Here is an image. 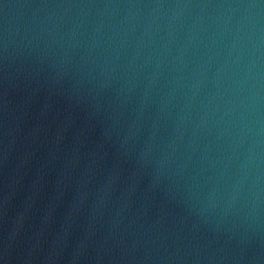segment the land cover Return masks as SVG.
Masks as SVG:
<instances>
[{
    "label": "water",
    "instance_id": "water-1",
    "mask_svg": "<svg viewBox=\"0 0 264 264\" xmlns=\"http://www.w3.org/2000/svg\"><path fill=\"white\" fill-rule=\"evenodd\" d=\"M0 264H264V0H0Z\"/></svg>",
    "mask_w": 264,
    "mask_h": 264
}]
</instances>
